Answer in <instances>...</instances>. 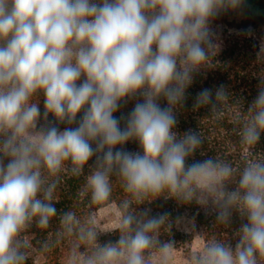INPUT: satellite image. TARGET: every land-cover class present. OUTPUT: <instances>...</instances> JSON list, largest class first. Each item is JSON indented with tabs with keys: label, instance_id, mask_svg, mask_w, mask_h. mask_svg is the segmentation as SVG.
I'll use <instances>...</instances> for the list:
<instances>
[{
	"label": "clouds",
	"instance_id": "1",
	"mask_svg": "<svg viewBox=\"0 0 264 264\" xmlns=\"http://www.w3.org/2000/svg\"><path fill=\"white\" fill-rule=\"evenodd\" d=\"M245 7V0H0V264H26L21 232L33 222L48 226L60 173L78 177L86 166L94 203L109 198L115 175L136 202L163 192L185 203L211 199L221 222L237 210L235 244L208 241L191 264H264V160H249L229 189L232 166L212 158L189 164L202 138L177 131V109L209 61L212 22ZM130 101L131 111L116 116ZM211 104L212 90L202 89L194 107ZM262 133L264 85L249 104L242 143L254 145ZM129 142L139 150H127ZM74 221L71 212L62 218L69 231ZM163 222L149 210L124 215L120 238L83 264H146Z\"/></svg>",
	"mask_w": 264,
	"mask_h": 264
},
{
	"label": "trees",
	"instance_id": "2",
	"mask_svg": "<svg viewBox=\"0 0 264 264\" xmlns=\"http://www.w3.org/2000/svg\"><path fill=\"white\" fill-rule=\"evenodd\" d=\"M245 4L252 17L264 18V0H245ZM225 23L227 25L222 29H213L209 61L194 76L183 105L177 109V131L192 130L202 138L201 146L188 159L189 164L212 158L232 166L234 176L227 187L233 189L237 186L235 179L249 160H264V133L259 142L251 146L242 143L240 135L247 120L249 104L257 95L258 87L264 85V30L257 25L250 28L243 24L231 31L232 25ZM205 88L212 90L213 104L194 107L197 94ZM221 88L224 95L217 99L215 93ZM134 103L128 102L115 115H126ZM125 148L139 150L136 142L127 143ZM90 172L86 166L78 177L67 170L60 173L53 200L57 215L51 218L46 228H40L33 222L19 236L26 246L23 248L27 254L26 264H83L98 248L115 243L121 236V222L109 231H102L97 223L99 212L107 207L115 208L121 221L128 213L140 217L145 210H149L151 216H164V222L154 233V245L145 252V261L164 252V245L168 246L167 250L197 255L199 252H192L197 237L203 241V246L211 240L234 245L238 239L243 221L237 210L232 211L227 222H221L217 219V205L208 207L195 200L185 203L167 192L136 202L115 175L109 198L94 203L87 188ZM128 200L132 201L131 206L125 208L124 202ZM68 212L75 216L71 231L62 222ZM186 218L193 222L189 232L180 226ZM89 231L94 236L89 237Z\"/></svg>",
	"mask_w": 264,
	"mask_h": 264
},
{
	"label": "rangeland",
	"instance_id": "3",
	"mask_svg": "<svg viewBox=\"0 0 264 264\" xmlns=\"http://www.w3.org/2000/svg\"><path fill=\"white\" fill-rule=\"evenodd\" d=\"M225 21L232 25V27L229 28L231 31L239 29L243 24H247L250 28H253L257 25L262 30H264V18L252 17L247 12L246 8H244L242 12L230 11L222 14L212 22V28H218V30L222 29L224 25H227ZM204 205L210 207L215 206L216 204L210 199L207 203H204ZM120 222V215L113 207L104 208L98 214L97 223L102 231H109L118 226ZM180 226L182 230L189 232L193 228V222L191 219L186 218L182 221ZM202 246L203 241L197 237L194 241L192 252H199ZM165 255L168 257L167 264H191L193 257L192 253L169 249L157 254L151 260L145 262L146 264H163L162 257Z\"/></svg>",
	"mask_w": 264,
	"mask_h": 264
},
{
	"label": "flooded vegetation",
	"instance_id": "4",
	"mask_svg": "<svg viewBox=\"0 0 264 264\" xmlns=\"http://www.w3.org/2000/svg\"><path fill=\"white\" fill-rule=\"evenodd\" d=\"M246 4H247V2H246ZM248 7H250V4L249 5H247Z\"/></svg>",
	"mask_w": 264,
	"mask_h": 264
},
{
	"label": "water",
	"instance_id": "5",
	"mask_svg": "<svg viewBox=\"0 0 264 264\" xmlns=\"http://www.w3.org/2000/svg\"><path fill=\"white\" fill-rule=\"evenodd\" d=\"M247 5H249V2H247Z\"/></svg>",
	"mask_w": 264,
	"mask_h": 264
}]
</instances>
